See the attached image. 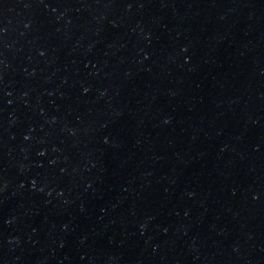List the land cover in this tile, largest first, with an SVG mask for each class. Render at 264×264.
Wrapping results in <instances>:
<instances>
[{"label": "water", "instance_id": "1", "mask_svg": "<svg viewBox=\"0 0 264 264\" xmlns=\"http://www.w3.org/2000/svg\"><path fill=\"white\" fill-rule=\"evenodd\" d=\"M0 264H264V0H0Z\"/></svg>", "mask_w": 264, "mask_h": 264}]
</instances>
